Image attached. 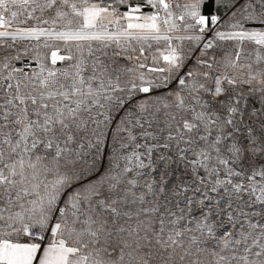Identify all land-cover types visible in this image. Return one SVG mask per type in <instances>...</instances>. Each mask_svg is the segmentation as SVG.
I'll return each mask as SVG.
<instances>
[{
	"label": "snow or ice",
	"instance_id": "snow-or-ice-1",
	"mask_svg": "<svg viewBox=\"0 0 264 264\" xmlns=\"http://www.w3.org/2000/svg\"><path fill=\"white\" fill-rule=\"evenodd\" d=\"M0 264H264V0H0Z\"/></svg>",
	"mask_w": 264,
	"mask_h": 264
}]
</instances>
